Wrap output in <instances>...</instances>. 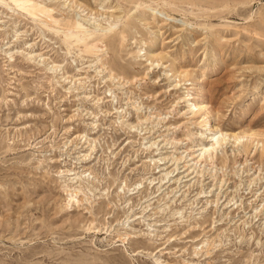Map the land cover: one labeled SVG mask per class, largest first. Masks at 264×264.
<instances>
[{
	"label": "rangeland",
	"instance_id": "rangeland-1",
	"mask_svg": "<svg viewBox=\"0 0 264 264\" xmlns=\"http://www.w3.org/2000/svg\"><path fill=\"white\" fill-rule=\"evenodd\" d=\"M42 1L116 24L0 1V264H264V0Z\"/></svg>",
	"mask_w": 264,
	"mask_h": 264
},
{
	"label": "bare ground",
	"instance_id": "bare-ground-1",
	"mask_svg": "<svg viewBox=\"0 0 264 264\" xmlns=\"http://www.w3.org/2000/svg\"><path fill=\"white\" fill-rule=\"evenodd\" d=\"M0 1L1 3L4 2L6 4H14L23 13L39 18L40 20L42 19V23L49 30L55 31L57 33L61 32L64 35L65 40L69 44L72 42H75V44H82L86 51L92 53L99 52V50H101L102 45H104L102 43L105 41L103 39L105 38V35L100 34L101 32L99 33V29H102L100 31L113 30V25L116 24V22H114L109 23L106 26L102 25V27H100L101 24L94 22L88 24L85 19L82 18H57L53 13L54 7L52 5L44 3L42 0ZM165 14L166 16L168 15L167 13ZM108 37L110 40L114 38L113 41L118 40L119 43H121L124 38V29L118 32H114L113 36L108 35ZM208 126L209 125L207 124L205 126V129L209 128ZM213 130L214 132H212V134L206 136V140L208 142H206V140H203V142L197 144L198 147L196 148V151L198 152L196 154V158L198 160L210 157V155L213 153V150L215 149V145L219 144L220 142H222V140H225L227 138V133H222L224 130ZM78 191L79 189L74 188V194L71 193L70 198L73 199L77 195Z\"/></svg>",
	"mask_w": 264,
	"mask_h": 264
}]
</instances>
